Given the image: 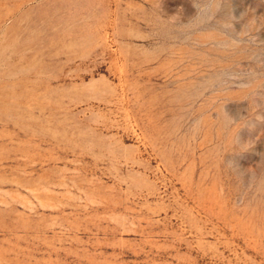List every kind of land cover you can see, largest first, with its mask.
<instances>
[{
	"label": "rangeland",
	"instance_id": "374dc122",
	"mask_svg": "<svg viewBox=\"0 0 264 264\" xmlns=\"http://www.w3.org/2000/svg\"><path fill=\"white\" fill-rule=\"evenodd\" d=\"M0 264H264V0H0Z\"/></svg>",
	"mask_w": 264,
	"mask_h": 264
}]
</instances>
